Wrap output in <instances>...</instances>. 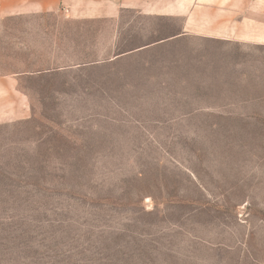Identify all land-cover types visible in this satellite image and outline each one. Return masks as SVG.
<instances>
[{"label":"rangeland","instance_id":"1","mask_svg":"<svg viewBox=\"0 0 264 264\" xmlns=\"http://www.w3.org/2000/svg\"><path fill=\"white\" fill-rule=\"evenodd\" d=\"M104 82L42 78L0 124V264H264V103L181 118L217 103Z\"/></svg>","mask_w":264,"mask_h":264},{"label":"crops","instance_id":"2","mask_svg":"<svg viewBox=\"0 0 264 264\" xmlns=\"http://www.w3.org/2000/svg\"><path fill=\"white\" fill-rule=\"evenodd\" d=\"M79 71L117 78L141 102L217 103L181 118L253 110L264 103V0H0V124L32 116L42 78Z\"/></svg>","mask_w":264,"mask_h":264}]
</instances>
